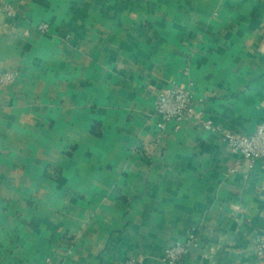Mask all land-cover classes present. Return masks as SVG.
Listing matches in <instances>:
<instances>
[{"label":"crops","instance_id":"obj_1","mask_svg":"<svg viewBox=\"0 0 264 264\" xmlns=\"http://www.w3.org/2000/svg\"><path fill=\"white\" fill-rule=\"evenodd\" d=\"M5 72L0 264H166L191 231L177 264H264V162L221 134L264 122V0H0ZM171 86L196 118L158 135Z\"/></svg>","mask_w":264,"mask_h":264},{"label":"built area","instance_id":"obj_2","mask_svg":"<svg viewBox=\"0 0 264 264\" xmlns=\"http://www.w3.org/2000/svg\"><path fill=\"white\" fill-rule=\"evenodd\" d=\"M1 9L9 17L15 18L17 16V12L11 4L3 3ZM39 29L48 32L50 25L42 24ZM15 78L16 73L5 72L0 81L2 84H9ZM155 116L157 118L155 129L158 135H163L170 124H176L179 127L196 118V104L191 89L171 86L161 90L157 98ZM198 123L206 130H216L213 121L210 119L199 117ZM221 134L229 144L231 153L236 157V164L232 168V172H238L246 160L264 162V122L251 133L223 130ZM198 245L199 237L194 231H191L186 242H179L165 249L162 256L163 261L166 264H177L187 258L192 247ZM260 254H262V248ZM48 264H53L52 259L48 260ZM125 264H143V262L137 257H131L125 261Z\"/></svg>","mask_w":264,"mask_h":264}]
</instances>
